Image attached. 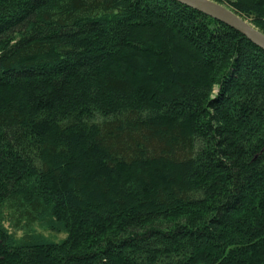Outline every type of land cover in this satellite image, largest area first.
<instances>
[{
	"label": "trees",
	"instance_id": "obj_1",
	"mask_svg": "<svg viewBox=\"0 0 264 264\" xmlns=\"http://www.w3.org/2000/svg\"><path fill=\"white\" fill-rule=\"evenodd\" d=\"M0 264H264V51L175 0H0Z\"/></svg>",
	"mask_w": 264,
	"mask_h": 264
},
{
	"label": "water",
	"instance_id": "obj_2",
	"mask_svg": "<svg viewBox=\"0 0 264 264\" xmlns=\"http://www.w3.org/2000/svg\"><path fill=\"white\" fill-rule=\"evenodd\" d=\"M175 1L237 30L264 51V33L228 6L222 5L213 0Z\"/></svg>",
	"mask_w": 264,
	"mask_h": 264
},
{
	"label": "rangeland",
	"instance_id": "obj_3",
	"mask_svg": "<svg viewBox=\"0 0 264 264\" xmlns=\"http://www.w3.org/2000/svg\"><path fill=\"white\" fill-rule=\"evenodd\" d=\"M247 20V19H246ZM247 21H249V20H247ZM250 22V21H249ZM251 23V22H250ZM252 24V23H251ZM253 25V24H252ZM254 27H255V25H253ZM257 28V27H256Z\"/></svg>",
	"mask_w": 264,
	"mask_h": 264
}]
</instances>
